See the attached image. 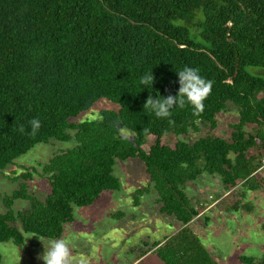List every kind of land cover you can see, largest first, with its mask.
Returning a JSON list of instances; mask_svg holds the SVG:
<instances>
[{"label":"trees","instance_id":"obj_1","mask_svg":"<svg viewBox=\"0 0 264 264\" xmlns=\"http://www.w3.org/2000/svg\"><path fill=\"white\" fill-rule=\"evenodd\" d=\"M185 66L213 82L204 112L177 107L169 123L143 110L150 95L177 94L176 72ZM151 70V88L140 85ZM100 98L118 109L71 120ZM229 105L237 120L228 136L215 134V116ZM33 118L41 122L34 135ZM200 125L208 130L190 140ZM119 127L132 139L121 138ZM70 138L73 146L42 165L44 200L27 190L29 167L14 177L23 182L1 197L0 242L23 245L16 222L24 232L59 237L73 205L119 187L115 160L137 158L149 185L135 194L152 186L159 211L181 225L152 253L162 264H220L190 225L201 207L184 188L203 173L217 175L225 190L264 187L257 174L264 157V0H0V171L36 143ZM17 199L29 206L14 212ZM238 258L264 264V253Z\"/></svg>","mask_w":264,"mask_h":264},{"label":"rangeland","instance_id":"obj_2","mask_svg":"<svg viewBox=\"0 0 264 264\" xmlns=\"http://www.w3.org/2000/svg\"><path fill=\"white\" fill-rule=\"evenodd\" d=\"M248 70L253 72L252 68ZM106 109L116 110L118 105L106 98H100L88 110L82 111L71 120L80 122L95 119L101 110ZM215 117L217 126L213 132L228 136L231 131L229 124L234 123L238 115L236 108L229 105ZM207 130L208 127L200 125L197 132H189L188 138L192 141L196 140ZM118 135L124 139L133 137V133L124 127L118 128ZM73 145V138L66 141L51 139L47 143H36L29 151L17 156L11 164H7L0 171V213L5 212L2 195L10 194L19 187L23 180L14 179V177L20 175L25 167H29L31 173V177L26 181L28 192L44 200L49 187L48 180L42 173V165L56 152ZM112 170L118 179L119 187L115 190L102 191L90 205H73V219L63 224L59 237L47 238L24 232L21 224L16 222V228L22 235L23 245L18 246L11 240L0 242V246H5L10 251L9 257L0 255V264H14V261L18 259L15 255L16 250H19V264H44L40 257L44 253V246L47 248L48 241L53 239H64L68 242L72 264H130L137 256L138 248H143L145 242L153 239L160 240L164 234L170 233L174 226L180 224L174 217L159 211L158 204L155 203L156 191L152 186L148 187L143 194H135L137 189L149 185L144 164L139 159H116ZM213 177L217 181L220 179L217 175ZM200 179L194 180L196 186H200L202 182ZM253 196L252 193H248L247 199L251 203H254ZM261 200L264 201V199ZM28 206L27 200L17 199L12 205V210L17 212ZM238 220H240L239 217ZM259 233L263 236L261 242L264 243V234ZM259 233L254 230L250 232L253 238L260 235ZM201 241L204 245L209 243L207 240ZM258 241L249 246L244 239L238 240L233 245L236 249L232 248L230 254L223 256L227 264H242L238 258L240 255L261 257L264 249L260 247L261 242ZM217 252L215 249L211 254L216 257ZM155 261L157 264H162L157 259ZM140 264L148 263L143 261Z\"/></svg>","mask_w":264,"mask_h":264},{"label":"crops","instance_id":"obj_3","mask_svg":"<svg viewBox=\"0 0 264 264\" xmlns=\"http://www.w3.org/2000/svg\"><path fill=\"white\" fill-rule=\"evenodd\" d=\"M257 174L264 179V165L260 167ZM197 178H201L200 186H196V181H193L184 188L186 194L201 207L198 214L190 221V225L201 240L209 241L205 245L209 252H213L215 249L218 251L216 257L212 256L220 264H227L228 262L223 256L230 254L232 248L236 249L233 245L238 240L244 239L249 246L255 244L257 240H259L258 242L263 240V236L259 232L264 234L262 229L264 201L261 200L264 199V187L247 189L239 183L234 188L225 190L220 179L217 181L213 175L203 173ZM248 193L254 195V203L247 199ZM180 227V224L174 226L172 231L164 234L160 240L153 239L150 242H145L143 248L138 249L137 256L130 264H140L143 261L148 264H157L156 259L160 262L152 253L155 248L154 243L162 242L165 237L170 236ZM251 230L257 231L260 235L253 238L250 234ZM263 244L260 243L262 249H264Z\"/></svg>","mask_w":264,"mask_h":264},{"label":"clouds","instance_id":"obj_4","mask_svg":"<svg viewBox=\"0 0 264 264\" xmlns=\"http://www.w3.org/2000/svg\"><path fill=\"white\" fill-rule=\"evenodd\" d=\"M176 73L178 75L179 89L175 96L169 95L166 98L158 96L153 99L150 95L143 104V110L153 113L156 118L168 119L169 123H173L170 117L172 116V110L177 107L183 109L190 106L192 114L200 116L204 112V101L210 96L213 87V82L203 78L197 68L185 66ZM153 82L154 77L151 70L140 78L139 84L151 88ZM29 124L33 135L41 127V122L38 118H33L29 121ZM19 130L23 132L24 126H20ZM39 239L44 245L43 240L40 237ZM0 255L9 257V249L5 246H0ZM15 255L18 259L14 261V264H19V250H16ZM40 259L43 260L44 264H72L68 242L64 239L49 240L47 248L44 246V253Z\"/></svg>","mask_w":264,"mask_h":264},{"label":"built area","instance_id":"obj_5","mask_svg":"<svg viewBox=\"0 0 264 264\" xmlns=\"http://www.w3.org/2000/svg\"><path fill=\"white\" fill-rule=\"evenodd\" d=\"M262 165H264V157L262 158Z\"/></svg>","mask_w":264,"mask_h":264}]
</instances>
